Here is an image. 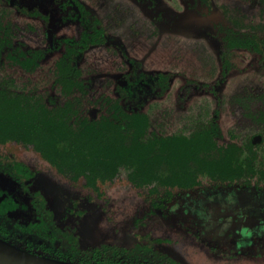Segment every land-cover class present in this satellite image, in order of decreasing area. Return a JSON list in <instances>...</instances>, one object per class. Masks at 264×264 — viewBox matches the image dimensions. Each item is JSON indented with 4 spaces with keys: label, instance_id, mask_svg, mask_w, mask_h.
Returning <instances> with one entry per match:
<instances>
[{
    "label": "flooded vegetation",
    "instance_id": "flooded-vegetation-1",
    "mask_svg": "<svg viewBox=\"0 0 264 264\" xmlns=\"http://www.w3.org/2000/svg\"><path fill=\"white\" fill-rule=\"evenodd\" d=\"M134 1L143 2L144 0ZM198 1L206 5L207 8L212 7L210 0H196L197 3ZM0 24L9 27L10 40L14 47H18L27 56H30L29 53L40 56L38 66L32 70H25L14 64L11 59L6 58L7 50H5L2 53L3 64L0 67V77H11L13 83L15 82L13 76L1 75L8 66L26 74L46 72L50 77L49 92L45 95L40 94L37 89L17 91H32L37 95H50L51 97L60 95L59 88L54 82V69L56 61L66 53H69L71 60L75 61L80 77L86 84L89 98L94 104L88 107L87 114L93 119L107 109L109 100L117 99L123 108L139 109L146 113L152 123L146 106L154 100L164 98L170 89L173 73L157 68L150 71L144 70L142 61L127 53L122 43L115 40L114 35L105 25L102 15L89 3L82 0H33L28 3L18 0H0ZM212 28L214 33L220 35L222 49L220 78L227 77L232 73V58L237 51L249 52L264 62V38L257 33L220 22L214 23ZM161 59L163 60V57ZM85 61L89 62L88 66H84ZM92 62L95 66L90 64ZM44 67L46 68L44 69ZM194 83L191 78L184 80L179 94L186 93L188 100L195 93ZM236 96L244 98L246 96L264 97V95L245 92L233 96L232 103L240 108L242 117L251 121L249 117L245 116L242 105L235 102ZM217 117V111H215L207 124L212 120L218 124L222 136L218 139L219 142L233 139L240 146H244L248 142L249 139L245 143L238 142L236 135L232 132L224 137ZM255 123L261 124L264 121ZM192 131L187 134L176 132L170 134L189 135ZM229 134H232L233 137L231 138ZM250 140L252 141V139ZM255 145L257 172L249 182L244 179L239 181L243 188L252 187L260 196L264 191V176L260 175L259 170L264 169V160L259 159L258 146L256 143ZM11 147L20 148L19 152L21 153L36 154L20 145L6 146V156L23 163L28 170V176H25L24 184H21L9 171L11 168L0 162V238L17 242L20 248L25 247L24 250L31 254L54 259V257L44 254L61 255L60 246L63 249L78 248L79 252L80 250H91L102 244L134 246L136 243H142L167 254L181 264H186L185 261L182 262L175 258L171 252L157 246L158 241L151 234L157 232L160 227L164 228V234L168 237L173 230L184 232L189 239L194 241L195 245H200L202 250H206L209 254L224 256L226 259L235 258V255L238 254V250L231 246L232 241H227L228 244L223 241L218 244L207 239L199 243L201 235L196 226L189 223L192 215L187 212V207L194 204L203 191L229 187L237 181L215 183L208 177L202 176L192 188L163 187L159 198L149 200L123 179L122 181L131 190L137 191L145 205L144 212H141L142 214L138 215L140 218L136 220L139 224L136 223V226L129 229L132 235H127L125 239L115 237L110 240L86 242L80 233L81 221L87 213L92 212L91 202L111 197L112 192L109 191V186L116 179L112 182L99 183V190L95 191L85 187L82 182H73L59 174L38 154L36 155L40 158L39 163L43 162L48 170H43L44 168L36 161L29 160L28 162L24 158L25 156H17L15 148ZM124 175L123 172V178ZM102 184L108 185V188L101 189L100 185ZM52 185L55 190L54 194L59 200L57 203L60 204L57 208H53L48 197ZM183 192H189L190 199L195 202L191 203L190 200L189 204L186 200H181L178 203L177 200L181 199ZM259 198L258 202H262ZM172 199H174L173 203L167 206V202ZM262 206L264 207L263 204ZM54 232L57 233L58 238L52 237ZM166 238H162V240H166ZM242 252H246L252 261L264 259V247L257 242L245 247Z\"/></svg>",
    "mask_w": 264,
    "mask_h": 264
},
{
    "label": "rangeland",
    "instance_id": "rangeland-1",
    "mask_svg": "<svg viewBox=\"0 0 264 264\" xmlns=\"http://www.w3.org/2000/svg\"><path fill=\"white\" fill-rule=\"evenodd\" d=\"M82 1L102 15L115 40L122 43L127 53L142 61L144 70L157 68L173 73L167 95L146 106L152 120V133L187 134L205 125L217 111L222 135L227 137L232 132L242 143L252 139L258 146L259 159L264 160V123L256 124L243 118L240 108L232 103L236 94L264 95V62L249 52L237 51L232 58V73L220 78V35L212 28L214 23L220 22L253 31L264 38V0H210L212 7L209 8L196 0ZM90 64L95 66L93 62ZM88 65L85 61L84 66ZM1 75L14 77L12 88L15 90L37 89L44 95L49 92L50 77L46 72L26 74L8 66ZM190 78L195 82V93L187 100L186 93L179 94V90L183 81ZM11 148L28 162L39 163L36 154H23L20 148ZM39 165L48 170L43 162ZM240 182L205 190L196 202L193 200L194 204L189 192L182 193L186 199L182 196L177 200L178 203L191 200V206L187 207L188 214L192 215L189 223L198 229L199 243L207 239L218 244L232 241L231 246L239 255L226 259L209 254L184 232L173 230L168 237L163 227L151 234L158 241L157 246L186 264H264V259L252 261L242 252L256 242L264 247V191L258 196L255 189L243 188ZM100 188L106 190L108 185L102 184ZM51 189L48 197L53 208H57L60 204L53 185ZM109 191L112 192L110 198L91 202L92 212L81 221L80 233L86 242L125 239L132 235L129 229L139 224L136 220L145 205L137 191L131 190L121 178L109 186ZM258 198L262 202H258ZM173 201H168L167 206ZM165 237L166 240H162Z\"/></svg>",
    "mask_w": 264,
    "mask_h": 264
},
{
    "label": "trees",
    "instance_id": "trees-1",
    "mask_svg": "<svg viewBox=\"0 0 264 264\" xmlns=\"http://www.w3.org/2000/svg\"><path fill=\"white\" fill-rule=\"evenodd\" d=\"M5 50L6 58L25 70L39 65L40 56H27L14 47L9 27L0 24V67ZM70 57L66 53L55 63L54 82L60 92L55 97L17 91L12 88L13 78L0 77V162L11 168L21 184L28 170L20 161L6 156V146L20 145L33 151L59 174L95 191L99 183L122 178L149 200L159 198L163 187L192 188L202 176L215 183L249 182L254 177L255 143L250 139L244 146L233 139L219 142L222 136L214 120L189 135H157L150 131L146 113L123 108L117 99L109 100L107 109L91 118L87 109L94 104ZM234 100L252 122L264 121L263 96H236ZM259 173L264 176V169ZM52 237L58 238L57 233ZM6 242L20 248L13 240ZM59 249L61 255L41 253L74 264H181L142 243L102 244L79 252L78 248Z\"/></svg>",
    "mask_w": 264,
    "mask_h": 264
},
{
    "label": "water",
    "instance_id": "water-1",
    "mask_svg": "<svg viewBox=\"0 0 264 264\" xmlns=\"http://www.w3.org/2000/svg\"><path fill=\"white\" fill-rule=\"evenodd\" d=\"M0 264H74L31 254L0 239Z\"/></svg>",
    "mask_w": 264,
    "mask_h": 264
}]
</instances>
